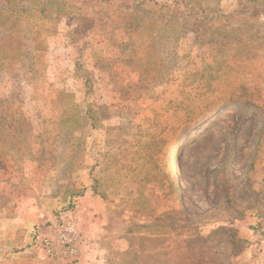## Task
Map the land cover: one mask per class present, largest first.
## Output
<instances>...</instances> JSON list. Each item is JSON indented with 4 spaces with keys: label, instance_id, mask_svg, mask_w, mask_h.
I'll return each instance as SVG.
<instances>
[{
    "label": "rangeland",
    "instance_id": "rangeland-1",
    "mask_svg": "<svg viewBox=\"0 0 264 264\" xmlns=\"http://www.w3.org/2000/svg\"><path fill=\"white\" fill-rule=\"evenodd\" d=\"M69 1L73 26L67 20L20 22L13 31L0 26V36L6 35L0 76H8L13 67L19 74L2 84L34 88L28 118L32 105L46 103L42 89L48 88L64 91L60 106L72 107L69 93L76 91L79 108L94 112L81 132L84 144L65 165L71 164V173L98 178L108 193L111 221L104 264H264V13H256L264 3ZM154 1L172 7L160 8ZM2 19L8 25V17ZM31 32L38 40L29 46ZM37 43L46 56L38 50L31 62L21 54L12 56L32 51ZM80 47L89 57L87 72L76 78L62 62L73 64ZM18 75L28 78L18 82ZM43 116V121L29 119L21 130L8 124L10 153L18 155L13 143L18 139L26 154L28 141L43 134L52 112ZM60 124L65 135L67 127ZM118 126L144 132L137 137L145 146L142 172L135 176L130 169V180L118 168L125 157L138 156L123 151L124 142L135 137L117 131ZM49 129L50 137L41 143L46 154L72 150L73 145L56 144L55 125ZM6 159L0 163V191L10 199L18 191L9 186L19 185L21 177L2 168L21 162L30 166L31 161L8 159V154ZM76 183L71 179L58 191H76ZM116 236L125 238L127 249L111 248Z\"/></svg>",
    "mask_w": 264,
    "mask_h": 264
},
{
    "label": "trees",
    "instance_id": "trees-1",
    "mask_svg": "<svg viewBox=\"0 0 264 264\" xmlns=\"http://www.w3.org/2000/svg\"><path fill=\"white\" fill-rule=\"evenodd\" d=\"M156 2V1H154ZM251 3H255L257 5H262L264 3V0H252ZM157 6L160 8L163 7H172L171 4L168 3H157ZM71 3L69 0H0V26L3 27L5 30L13 31V29L16 28L17 24L22 22L24 23L26 21L27 24L29 22H33L34 20H40V21H50L53 20L55 24L62 20H67V24L69 26H73L75 24L71 18ZM256 13H264V9H256ZM6 15L8 17V25L7 23H4L2 16ZM8 27V28H7ZM71 30V29H70ZM71 35V33H69ZM4 36V37H3ZM0 36V45L2 42L5 41L6 35ZM10 38L9 36H7ZM28 39V45H32L37 41L38 36L34 35L33 32L29 33L28 36H26ZM32 39L31 43L29 41ZM27 43H23V45ZM82 48L85 49V47H80V52L77 54L75 58V72L74 75L76 78H83L82 74L87 72L86 63L87 59L89 57V53L85 51L82 52ZM41 51L43 53V56H46L45 49L41 47V44L37 43L36 47L32 51H28L26 53H16L13 54L15 58H18L21 54V56H27V59L31 62L32 59H35V54H37L36 51ZM29 53V54H28ZM35 57V58H34ZM9 65H14L13 62H8ZM18 71H14L13 67H8V76L4 73V76H0V90H6L7 92L3 91L4 93L0 92V96H5L4 99H0V163H4L6 159V156L8 154V159L13 158L15 160H30L31 164L35 161H38L41 163L42 166L47 167L46 171L50 173V177L48 179L50 184H56L54 181L57 177H59L61 174L65 173L68 174L72 171L73 167L71 164L69 166H66L65 163L68 161V157L80 151V148L84 144L82 140H84V136L81 135V132L85 129V125L89 123V120L94 118V112L89 110H81L79 108V104L76 103V95L77 92L73 91L69 94L74 100V103L72 107H63L60 106L61 97L64 95V91H61L58 96L55 98V100L52 103V117L49 120L45 121L44 125V132L42 135L34 136L33 138H30L28 141L29 146L27 148L28 151H26V154L24 155V152H21L22 148L19 146L23 144V140H14L13 143L15 145V149L18 148L17 154H15L14 151L10 153V149H8V124L13 127L14 129H17V127L21 130L22 126L29 125V118L28 116L23 112L19 113L18 111L12 110L10 104L14 101H18L23 99L22 96L17 95V89H26L24 87H12L8 86L5 87V84H2L1 80L4 78H8V80L11 78L13 79L14 75L19 74L16 73ZM83 72V73H82ZM28 77H23L22 75L16 76V79H19L18 82L24 81V79H27ZM85 80V79H84ZM13 88L15 89V92H10V95H8V89ZM34 88H31V90ZM30 90V91H31ZM82 94L81 100L85 97V94L83 93V90H78ZM16 94V95H14ZM33 94V92H32ZM31 98V97H30ZM29 99V98H28ZM24 100V99H23ZM60 101V102H59ZM28 105V102H26ZM80 113V114H79ZM78 114V118L76 115ZM66 115V116H65ZM77 118V119H76ZM83 119V121H82ZM60 121H63L64 125L63 127H67L64 131L67 132L65 135L62 134V130L60 127ZM56 126V132L54 133L55 140L57 141V145H61V143H64V146L69 149V146L73 145L72 150L70 149L67 152L62 153H52V154H46L48 153L41 145V143H45L44 141L46 138L50 137L51 130L49 129L50 126ZM90 131L95 129V126L91 125ZM118 129L117 131H122L123 133L130 134L131 136L135 137V139H128L126 142H124L125 148L123 149L124 152L127 154L129 153H136L138 156L136 158L128 159L125 157L124 163H121V166L118 168L119 172H124V178H127L130 180V169H132V172H134L135 176H139L142 172V166L143 164L140 162L141 160V153L143 152L145 146L141 139H138L137 137L139 135H142L144 132L141 130L139 131V128L128 127V126H118L115 127ZM159 128V126H158ZM46 129V130H45ZM19 130V131H20ZM162 130V127H161ZM162 131H159L158 133H161ZM73 140V142L70 140ZM73 138V139H72ZM54 140V138H53ZM71 141V142H70ZM14 147V146H13ZM86 147V146H85ZM79 149V151H78ZM122 153V151H119ZM35 158H38V160H35ZM131 162H139L137 163V166L132 168V165H130ZM20 166H24L25 164L21 162L18 164ZM16 166V165H15ZM26 166V165H25ZM9 167V166H8ZM11 167V166H10ZM29 167V166H28ZM136 171V172H135ZM67 172V173H66ZM59 173V174H57ZM24 177V176H22ZM91 177V188L94 191L95 194L100 195L102 198H104L108 202V193L104 191L103 183L101 180H99L96 177ZM144 177L140 178V180H143ZM24 180L28 181V179L24 178ZM138 184H141L139 181H137ZM56 194L60 193L58 191V188L55 189ZM82 189L70 190L65 189L61 199L62 205L59 206L61 210L55 213L56 209H54V222H48L45 226L49 225H56L60 224L63 221V218L65 216L71 215L72 211L76 207V197L81 195ZM8 195H1L0 191V215L2 212L8 213L10 211V208L8 207ZM44 227V226H42ZM42 227L35 226L32 229V238L33 243L39 247L37 244V239L39 236V232L41 231ZM128 233H131L130 230H128ZM128 248V247H127ZM126 248V249H127ZM125 250V249H124ZM56 262L60 263L59 260H55ZM75 261L67 262V264H74Z\"/></svg>",
    "mask_w": 264,
    "mask_h": 264
},
{
    "label": "crops",
    "instance_id": "crops-1",
    "mask_svg": "<svg viewBox=\"0 0 264 264\" xmlns=\"http://www.w3.org/2000/svg\"><path fill=\"white\" fill-rule=\"evenodd\" d=\"M61 28L58 29L57 36L54 35V40H57L61 34ZM68 37L70 38L69 34ZM69 40L71 43L73 42V40ZM55 42H49V45L55 47ZM59 62L61 64L62 61ZM72 63L69 59L62 62V64L71 66L68 73L74 76L75 60ZM58 67L60 71L62 67ZM59 76L56 79L60 80ZM43 90L42 96L46 103L40 104L39 107L32 105L29 119L43 121L45 120L43 114L52 112V103L58 93L49 88ZM3 91L7 92L4 89L0 90L2 94ZM13 91L15 92V89H8V95ZM17 92L16 94L22 96L24 100H18L10 106L14 111L25 113L28 106L26 102L31 100L30 97H33L32 92L34 93L35 90L17 89ZM2 169V172H7L8 175L16 174L21 178L19 185L9 186L13 187L12 191L14 189L18 191L8 199L10 211L2 212L0 215V264H67V261L57 263L43 249L37 247L33 243L32 229L35 226H44L41 229V232H44L50 226L45 225L50 221L54 222V209L62 205L61 197L65 191L62 190L56 194L55 189L64 187L65 182H69L71 179L77 182L76 188L82 189L81 195L76 197V207L72 211V215L77 218V226L84 239L79 246L74 264H104L107 262L104 242L108 237L111 210L108 202L92 190L89 173L84 172L80 175L69 172L66 176L61 174V176H65L62 178L63 180L58 179L56 184H50L48 181L50 173L46 171L48 168L42 166L38 161L33 162L29 167L18 165ZM22 176H33V182H27ZM110 244L112 246L110 247L116 250H124L128 247L127 241L121 236L112 238Z\"/></svg>",
    "mask_w": 264,
    "mask_h": 264
},
{
    "label": "built area",
    "instance_id": "built-area-1",
    "mask_svg": "<svg viewBox=\"0 0 264 264\" xmlns=\"http://www.w3.org/2000/svg\"><path fill=\"white\" fill-rule=\"evenodd\" d=\"M83 241L77 218L71 213L60 224L50 225L46 231H40L37 244L50 258L72 262L76 260Z\"/></svg>",
    "mask_w": 264,
    "mask_h": 264
},
{
    "label": "bare ground",
    "instance_id": "bare-ground-1",
    "mask_svg": "<svg viewBox=\"0 0 264 264\" xmlns=\"http://www.w3.org/2000/svg\"><path fill=\"white\" fill-rule=\"evenodd\" d=\"M195 128L191 129L189 132L186 133V135L181 139L180 143H183V141L186 140V137H188L189 135H192L195 132ZM172 156H174L175 158V154L174 152L172 153ZM173 158V157H172Z\"/></svg>",
    "mask_w": 264,
    "mask_h": 264
}]
</instances>
